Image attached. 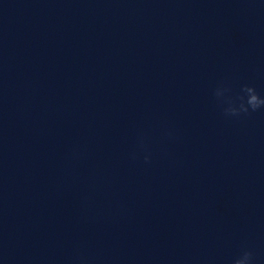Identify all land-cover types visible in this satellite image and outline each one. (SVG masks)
<instances>
[{
    "label": "clouds",
    "instance_id": "obj_1",
    "mask_svg": "<svg viewBox=\"0 0 264 264\" xmlns=\"http://www.w3.org/2000/svg\"><path fill=\"white\" fill-rule=\"evenodd\" d=\"M230 91L231 89L224 85L218 86L214 90V96L223 105V115L225 117H238L241 114H249L264 109V96L260 95L254 86L248 84L242 85L239 94L234 98L232 96H225V93ZM140 145L142 148L144 147L143 139H141ZM133 158H135V155ZM144 160L146 163L150 162V156L145 155ZM76 259L78 264H88L86 257L79 256ZM231 264H254V254L251 250L244 249L232 260Z\"/></svg>",
    "mask_w": 264,
    "mask_h": 264
}]
</instances>
